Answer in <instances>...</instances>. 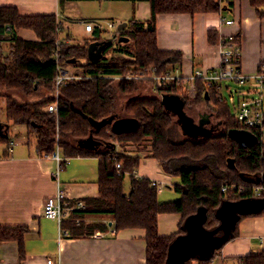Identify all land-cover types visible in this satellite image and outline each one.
I'll return each mask as SVG.
<instances>
[{
    "label": "trees",
    "instance_id": "trees-1",
    "mask_svg": "<svg viewBox=\"0 0 264 264\" xmlns=\"http://www.w3.org/2000/svg\"><path fill=\"white\" fill-rule=\"evenodd\" d=\"M125 1L148 2L150 18L145 23L132 19L125 27L117 28L113 37L108 38L110 42L97 63L88 60L87 48L91 42L108 40L102 38V31L94 28L81 44L62 42L56 46L58 39H70V35L61 37L63 30L54 14L22 16L13 6L0 7V100H5L3 108L0 107V112H4L0 123L6 131L0 143L9 146L10 127L24 126L28 135H35V150L39 155L52 154L58 149L63 158H96L97 196L75 200L83 205L71 210L62 227L72 237L90 236L95 231H106L107 223H84L85 218H110L114 231L143 229L145 264H167L172 257L171 246L187 234L184 221L200 209L204 211L202 230L218 232L217 211L222 204L246 202L247 211L237 214L229 235L219 246L206 256L190 255L181 262L210 264L222 245L238 236V224L243 218L264 212L263 134L239 123L231 107L225 101H218L215 90L207 88L201 79L195 80L194 99H188L182 80L172 81L166 88L145 96L139 88L149 85L148 81L110 77L124 76L141 67H156L159 72L177 67L180 53L157 47L156 16L219 12L220 0ZM64 2L59 0L60 8ZM249 2L257 16L264 17V0ZM231 4L228 1V6ZM19 29L34 32L37 40L17 37ZM235 37L239 42L238 35ZM208 39L214 43L216 33L209 31ZM65 65H71L73 75L78 78L59 87L56 99L54 77L57 66ZM163 96L184 101V110L205 105L220 122L219 128L200 139L174 141L176 114L162 103ZM120 99H124V104L118 109ZM54 102H57V111H45ZM120 119L131 120L134 126L116 131L114 123ZM229 129L248 130L257 137V142L241 147L227 136ZM145 140L150 141L149 157L158 163L162 172L179 179L175 186L180 194L178 200L160 202L153 181L134 177L140 155L115 150L116 145L137 146ZM90 142L103 146L93 148ZM118 164L120 167L116 168ZM125 174L130 175L127 192L123 187ZM224 185L228 186L226 192H222ZM233 185L236 190L231 189ZM260 185L262 190L256 196L254 190ZM170 213L181 216L178 230L161 237L157 229L158 215ZM29 231L26 225H0V242H16L19 259L23 260L24 239ZM238 264H264V252L242 256Z\"/></svg>",
    "mask_w": 264,
    "mask_h": 264
},
{
    "label": "crops",
    "instance_id": "crops-1",
    "mask_svg": "<svg viewBox=\"0 0 264 264\" xmlns=\"http://www.w3.org/2000/svg\"><path fill=\"white\" fill-rule=\"evenodd\" d=\"M228 1L232 3L230 6ZM220 5L219 12L158 14L155 21L158 49L180 53L178 67L181 75L188 76L194 70L215 67L219 62V40L238 35L241 72L245 75L264 72V17L257 16L249 0H220ZM1 6H13L22 16L54 14L63 30V37L70 35L76 27H80L86 38L90 36L91 33L84 30L79 20L92 23L93 30L101 32L107 30L106 22L119 20V24H126L134 19L145 23L150 18V5L146 1L65 0L60 8L59 0H0ZM220 18L231 20L232 24L221 23ZM209 31L216 33L214 43L208 39ZM17 37L37 40L34 32L28 29H19ZM201 119L206 121L203 126L207 129L220 126L209 111L198 114L197 120ZM13 128L9 146L0 143V225H26L30 231L24 239L23 260L19 259L16 242H0V264H46L48 260L56 264H145L143 229L114 231L110 218H85L84 223L106 222L108 228L104 232L95 231L101 233L99 237H72L68 232L59 235L57 223L43 214L44 201L56 192L52 176L56 171V161L37 154L36 137L28 135L24 126ZM19 129L25 135L21 136ZM89 144L93 148L103 146L99 142ZM70 159L59 172V187L73 201L96 197L97 159ZM134 177L156 182L160 202L180 198L175 190L179 179L163 173L158 163L149 156L141 157ZM247 209L248 206L243 203H223L217 211L219 233L205 231L204 238L188 255L210 254L229 235L237 214ZM203 220L204 211L200 209L184 221L186 233L202 230ZM180 221L179 214L158 215L159 236L166 237L177 232ZM111 230L113 235L109 232ZM261 252H264V212L243 218L238 224V236L224 243L210 264H238L240 257ZM181 262V259L172 256L167 264Z\"/></svg>",
    "mask_w": 264,
    "mask_h": 264
},
{
    "label": "built area",
    "instance_id": "built-area-1",
    "mask_svg": "<svg viewBox=\"0 0 264 264\" xmlns=\"http://www.w3.org/2000/svg\"><path fill=\"white\" fill-rule=\"evenodd\" d=\"M220 22L226 25L232 24L231 20L220 18ZM57 23L60 25L59 21ZM78 23L83 24L84 30L88 33L93 31V25L90 22L79 20ZM106 28L109 32L116 29L113 22H106ZM118 28V26H117ZM113 37V34L109 38ZM64 42L62 39H58L55 44L60 46ZM218 54L219 62L212 68H201L194 70L188 76L181 75L179 67H173L163 72H159L156 67L146 68L141 67L129 71L124 76H111L114 79L124 80H144L148 81L153 92L166 88L170 82L182 80L185 85V96L188 99H194L195 97V80L201 79L205 86L209 89L215 90L216 98L218 101H224L222 96L223 91H227L230 104L233 105L234 117L246 128H252L261 131L263 134L264 129V72L258 71L253 75H245L240 69V44L236 41L235 35H229L219 40L218 42ZM125 56V55H123ZM57 73L54 77L55 98L57 99V90L66 81L74 78H78L69 73L62 66H57ZM234 82L239 89L231 88L229 83ZM235 96H237L235 100ZM45 111L53 113L57 111V102H54L47 107ZM10 151V148H9ZM43 158H51L56 161V171L54 172L53 179L56 183V192L53 196L46 198L43 203V214L47 219L53 220L58 225L59 235L66 234V231L62 228L63 221L69 216L71 210L74 208L82 207V203L79 201L74 202L69 198L66 193L59 187V172L61 171L63 164H66L68 158H63L60 155L58 149L52 154H43ZM120 165H116L119 168ZM153 185H158L156 182H152ZM232 190H236V186H231ZM228 186L222 187V192H226ZM262 186H258L254 190V194L259 196ZM73 202V203H72ZM79 220L77 219L76 222ZM112 235L114 231H109ZM94 237L101 236V233L95 232ZM46 264H56L52 261H47Z\"/></svg>",
    "mask_w": 264,
    "mask_h": 264
},
{
    "label": "rangeland",
    "instance_id": "rangeland-1",
    "mask_svg": "<svg viewBox=\"0 0 264 264\" xmlns=\"http://www.w3.org/2000/svg\"><path fill=\"white\" fill-rule=\"evenodd\" d=\"M73 14H74V12H73ZM118 21L119 20L112 21L115 24L116 29H117V26L120 23ZM116 29H114L113 31L111 30L110 32H109V30L102 31V34H101L102 38L108 39L111 34H114ZM70 35L73 38H71V37H70V39L62 38L64 43H66V42L69 43L70 42L72 44H81L83 39L86 38V35L80 30V27H76V29L72 30L70 32ZM61 37H63V34L61 35ZM63 68L65 70H67L69 73L73 74L74 68L71 65H65V66H63ZM114 80H120V79H114ZM229 85H230V87L232 89L233 88L239 89L237 84L234 83V82L229 83ZM149 86H146L145 84H143V87L139 88V90H141L140 92H141L142 95L149 96L151 94H154L153 90L151 89V86L150 87ZM222 96L224 98L225 103H227L231 107L232 115H234L233 105L230 104V102H229V99H228L229 97H228V93H227L226 90L222 92ZM236 98H237V96H235V100H236ZM263 99H264V92H263ZM4 103H5V100L1 99L0 100V107L1 108H3ZM123 104H124V99H120L119 102H118V109ZM181 106H182V104H180V103H176V104L169 103V104H166L167 109H171V112L175 111L177 109L176 111H178L180 113V109L182 108ZM183 111H184V113L187 116L193 118L194 122H197L198 114H202L204 112H207V111H209V109L205 105L202 104V105H199V106H194L192 108H185V110L183 109ZM3 119H4V112L1 111L0 112V120H3ZM182 119L183 118H181V116L179 114H176V125H175L174 130H173L174 138H172L174 141H181V140H183L185 138H197V139H200L203 136H205L207 132L211 133V132L217 131V128H215V127H211L210 129H207L205 127H198L197 126V127L192 128L193 130H195V134H192V131L190 129H188V127H190V124L186 120L183 121ZM16 130H17V128H16ZM9 131L10 132H14L13 126L10 127ZM20 131H21L20 132L21 136L25 135L22 130H20ZM30 140H32V139H30ZM262 141L264 143V129H263ZM116 150L119 151V152H123L125 154H138V155H140V159H141L142 156H149V154H150V141L149 140H145L144 142L140 143L137 146L136 145L125 144L123 147H120L119 145H116ZM70 160H68L67 162H69ZM129 176H130L129 174H125L124 175V179H123V187H124V190L126 192L128 191V188H129V185H130V177ZM164 188L165 187H162V189H164ZM160 199H162V197H160Z\"/></svg>",
    "mask_w": 264,
    "mask_h": 264
},
{
    "label": "water",
    "instance_id": "water-1",
    "mask_svg": "<svg viewBox=\"0 0 264 264\" xmlns=\"http://www.w3.org/2000/svg\"><path fill=\"white\" fill-rule=\"evenodd\" d=\"M126 24H119L118 25V29H121L122 27H125ZM122 38H120L121 40ZM123 40V39H122ZM110 42V39H108L105 42H99V41H94L91 42L88 45L87 48V58L91 63H97L98 60L101 58L102 56V51L105 47V45L107 43ZM206 96V94H205ZM162 103L163 104H169V103H180L182 104V108L180 109V113L178 111H172V113L174 114H179L181 116V118H183V121H187L190 124V127H188V129H190L192 131V134H195V130H193L192 128L194 127H203V125L205 124V120L201 119L199 120V125H194L193 123V118L187 116L184 111H183V104L184 101L179 100L176 97H166L163 96L162 97ZM171 110V109H170ZM192 125V126H191ZM134 126V123L131 120H126V119H120L117 120L114 123V129L116 131H123V130H128L131 129ZM209 132L206 133V135ZM1 136H6V131L3 129L2 124L0 123V137ZM227 136L234 140L239 146L241 147H248L251 146L253 144H255L257 142V137L250 131L245 130V129H229L227 131ZM246 204V202H239L237 204ZM253 206L256 205V203L254 202L252 204ZM248 206V205H247ZM204 230L198 229L196 231H193L191 233L186 234V236L179 238L178 240H176L174 242V244L171 246V255L177 259H183L186 256H189L188 254L190 253V251L196 246L197 242L201 241L204 238Z\"/></svg>",
    "mask_w": 264,
    "mask_h": 264
},
{
    "label": "flooded vegetation",
    "instance_id": "flooded-vegetation-1",
    "mask_svg": "<svg viewBox=\"0 0 264 264\" xmlns=\"http://www.w3.org/2000/svg\"><path fill=\"white\" fill-rule=\"evenodd\" d=\"M193 123H194V125H199V120H197V122H194V120H193Z\"/></svg>",
    "mask_w": 264,
    "mask_h": 264
}]
</instances>
